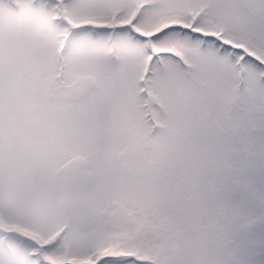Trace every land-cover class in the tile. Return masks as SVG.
I'll use <instances>...</instances> for the list:
<instances>
[{
	"label": "snow or ice",
	"instance_id": "obj_1",
	"mask_svg": "<svg viewBox=\"0 0 264 264\" xmlns=\"http://www.w3.org/2000/svg\"><path fill=\"white\" fill-rule=\"evenodd\" d=\"M0 264H264V0H0Z\"/></svg>",
	"mask_w": 264,
	"mask_h": 264
}]
</instances>
